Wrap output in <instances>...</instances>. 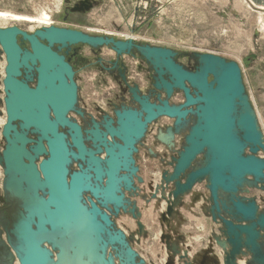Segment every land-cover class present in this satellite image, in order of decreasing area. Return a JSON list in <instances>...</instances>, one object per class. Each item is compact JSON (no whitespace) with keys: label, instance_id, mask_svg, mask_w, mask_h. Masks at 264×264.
<instances>
[{"label":"water","instance_id":"obj_1","mask_svg":"<svg viewBox=\"0 0 264 264\" xmlns=\"http://www.w3.org/2000/svg\"><path fill=\"white\" fill-rule=\"evenodd\" d=\"M94 5L93 0H81L70 11L83 13ZM18 38L28 49L20 47ZM78 44L110 46L117 57L137 51L155 74L153 88L164 97L158 94L153 102L137 87H129L136 108L120 107L113 118L91 120L83 128L69 116L84 118L76 107L75 72L53 49ZM0 49L6 116L0 167L5 189L23 200L11 233L19 264H86L77 255L83 246L96 245L103 254L108 248L117 250L116 244L126 247L124 235L113 230L111 216L126 211L125 193L134 191L138 173V145L160 118L173 120L176 133L186 128L171 172L162 178L166 186L172 185V200L205 181L230 254L237 255L243 247L260 254L257 239L264 230V215L238 192L247 177L264 184V158L257 156L264 154V139L235 62L202 54L198 68L189 71L166 48L53 26L32 33L15 26L0 29ZM175 92L182 93L179 105L170 103ZM200 156L202 164L194 167ZM166 210L169 215L172 206ZM242 236L247 238L244 244ZM103 262L113 264L110 256Z\"/></svg>","mask_w":264,"mask_h":264},{"label":"rangeland","instance_id":"obj_2","mask_svg":"<svg viewBox=\"0 0 264 264\" xmlns=\"http://www.w3.org/2000/svg\"><path fill=\"white\" fill-rule=\"evenodd\" d=\"M77 1L0 0V12L36 17L45 11L52 18L50 26L94 37L126 41L129 34L135 44L171 50L175 61L189 71H195L199 56L207 53L235 62L264 139V7L250 0H93L95 5L88 11L71 13L69 8ZM13 26L28 33L45 27L0 21V29ZM30 26H34L32 30ZM18 43L28 49V44L19 38ZM53 49L75 72L76 107L84 118L75 113L69 116L83 128L91 120L113 118L114 110L120 107L136 108L129 87H137L153 102L158 94L164 97L153 88L155 74L137 51L117 57L110 46L78 44ZM3 64L0 49V87ZM2 99L0 88V118L5 114ZM182 101L181 92H175L170 99L173 105ZM193 121L190 118L189 124ZM185 134L186 128L176 133L173 120L168 118H160L148 127L135 155L138 173L134 191L125 193L129 204L125 212L120 210L117 216H111L113 230L124 235L126 247L116 244L117 250L108 248L103 254L96 245L83 246L77 255L84 263L105 264L103 261L110 256L113 264H264V230L257 239L260 254L245 247L237 255L230 254L225 227L211 208L205 181L172 200V185L166 186L162 178L171 172L172 158L182 149ZM2 146L0 130V149ZM257 156L264 158L262 152ZM202 162L200 156L193 166ZM246 179L238 197L254 201L258 213L264 215V184L251 177ZM4 180L0 167V264H18L14 253L18 244L11 233L23 212V200L5 189ZM169 205L172 212L168 215ZM220 215L228 219L226 213ZM241 239L243 244L247 241L245 236Z\"/></svg>","mask_w":264,"mask_h":264},{"label":"bare ground","instance_id":"obj_3","mask_svg":"<svg viewBox=\"0 0 264 264\" xmlns=\"http://www.w3.org/2000/svg\"><path fill=\"white\" fill-rule=\"evenodd\" d=\"M8 20L9 21H14V22H22V23L29 24V25L30 24H36L37 26L38 25L39 26L41 25V26H45V27H47V26L49 27L52 24V18H51V16L47 12H45V11L41 12L36 17L16 15V14H9V13H6V12H0V21H8ZM33 27L34 26H30L29 29L32 30ZM128 36H129V39H131V40L134 39L133 36H131L129 34H128ZM207 54H210V53H207ZM2 66H3V68H2L3 71H1V74H2V79H3V77H4L5 59H4V64ZM0 88H2V85H1ZM2 91H3V88H2ZM4 113H5V110L3 111L2 114H4ZM256 119L258 121L259 118L256 117ZM5 121H6V116L4 114V117H1L0 118V130L2 129V126L4 125ZM258 126H259V124H258ZM46 247L49 249L48 246H46ZM53 256L55 257V253L54 252H53Z\"/></svg>","mask_w":264,"mask_h":264},{"label":"crops","instance_id":"obj_4","mask_svg":"<svg viewBox=\"0 0 264 264\" xmlns=\"http://www.w3.org/2000/svg\"><path fill=\"white\" fill-rule=\"evenodd\" d=\"M252 3H254L257 6H260L261 8L264 7V0H250ZM258 117V116H257ZM259 118V117H258ZM259 120V119H258Z\"/></svg>","mask_w":264,"mask_h":264},{"label":"flooded vegetation","instance_id":"obj_5","mask_svg":"<svg viewBox=\"0 0 264 264\" xmlns=\"http://www.w3.org/2000/svg\"><path fill=\"white\" fill-rule=\"evenodd\" d=\"M79 1H81V0H78L75 4H73L70 8H69V11H70V9H72L73 8V6L74 5H76V4H78L79 3ZM71 12V11H70ZM72 13V12H71ZM76 13H78V12H76ZM152 101V100H151Z\"/></svg>","mask_w":264,"mask_h":264}]
</instances>
